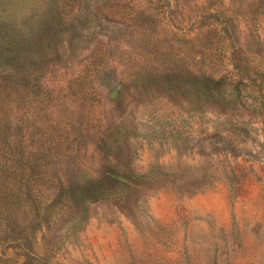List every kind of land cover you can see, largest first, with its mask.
Here are the masks:
<instances>
[{"label":"rangeland","instance_id":"374dc122","mask_svg":"<svg viewBox=\"0 0 264 264\" xmlns=\"http://www.w3.org/2000/svg\"><path fill=\"white\" fill-rule=\"evenodd\" d=\"M0 220V264H264V0H0Z\"/></svg>","mask_w":264,"mask_h":264},{"label":"trees","instance_id":"16d2710c","mask_svg":"<svg viewBox=\"0 0 264 264\" xmlns=\"http://www.w3.org/2000/svg\"><path fill=\"white\" fill-rule=\"evenodd\" d=\"M212 83H213L212 81H207V83L200 82V86H204L206 88L205 90L206 92L204 91L205 97H207L208 99L212 98L218 101V97L220 99V97L222 98L223 95H221V92L219 93L217 92V89L214 88ZM198 90L200 91V93L203 92V89L201 87H199ZM68 193H67L68 202L69 201L76 202L81 204V206L83 207V209L79 212V215L76 218V223L78 224H75L74 227L79 226L80 223L85 219L87 203H91L98 199L107 197V192H105L101 188H96V189L88 188V190H81L78 193H73L70 191ZM2 220L7 222V225H9V220L8 218L6 219V216H4ZM25 238L26 237L23 236V234H21L20 231H18L16 234H13L12 228L8 227L5 230V236L2 237V240L5 243L3 246L4 248H14L16 246H22L26 248L25 252L22 254L23 262L21 264H27L30 261L37 262L39 259L34 257L31 253L28 252L29 246L24 242Z\"/></svg>","mask_w":264,"mask_h":264}]
</instances>
